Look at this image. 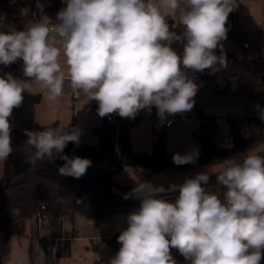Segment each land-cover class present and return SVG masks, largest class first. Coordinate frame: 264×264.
<instances>
[{
	"label": "clouds",
	"instance_id": "clouds-1",
	"mask_svg": "<svg viewBox=\"0 0 264 264\" xmlns=\"http://www.w3.org/2000/svg\"><path fill=\"white\" fill-rule=\"evenodd\" d=\"M54 27L43 20L22 30L0 19V65L23 61V76L0 74V163L13 152V112L23 106L33 86L59 105L65 82L83 105L95 101L103 118L116 114L135 119L153 107L161 123L194 107L198 85L187 75L217 73L227 67L222 40L227 39L229 14L236 0H63ZM37 8L43 5L37 0ZM178 19L182 31L171 29ZM47 18V17H46ZM48 19V18H47ZM49 20V19H48ZM179 44L182 53L173 47ZM63 59V63L61 60ZM264 121V108L256 105ZM67 125L25 129V149L32 164L64 161L61 176L79 179L92 161L64 153L80 144L81 130ZM231 148V144L226 145ZM199 149L174 153L176 166L195 164ZM212 166V165H211ZM174 185V202L158 198L162 190L132 169L134 187L124 199H137V211L118 229V252L109 264H176L171 249L188 264H260L264 259V155L245 153L219 161ZM225 190H207L210 175ZM17 214L19 210H14Z\"/></svg>",
	"mask_w": 264,
	"mask_h": 264
},
{
	"label": "trees",
	"instance_id": "trees-1",
	"mask_svg": "<svg viewBox=\"0 0 264 264\" xmlns=\"http://www.w3.org/2000/svg\"><path fill=\"white\" fill-rule=\"evenodd\" d=\"M43 10L37 8V0H0V19L7 25L22 30L31 21H39L48 10L57 12L65 7L63 0H39ZM57 22V20H56ZM172 30L180 32L175 17L168 19ZM222 42V41H221ZM220 42V43H221ZM173 47L182 53L179 44ZM227 56V67L217 73H190L199 78L211 93L215 95H235L249 98L256 105L264 108V55L258 52L238 53L225 48L217 50V54ZM10 72L16 78L23 79V61L4 67L0 65V74ZM40 100L39 94H25L23 106L13 112L12 130L13 152L6 162H3L4 174L0 183L5 182L7 175L16 167L29 160V151L25 149V129L40 130L45 127H57V124L42 125L35 118V105ZM98 107V105H90ZM200 126L194 133L201 145L199 159L195 164L176 166L172 161L174 153L166 150L169 133L163 128L155 135L151 152L135 151L132 146V130L143 120L142 110L135 119L121 118L116 115L117 122H111L105 117L104 122L95 131L99 135L97 146L83 144L76 146L69 143L64 153L69 156H79L92 161L85 178H88L95 189L107 197L123 196L115 188L126 192L135 185L121 186L114 181V175L125 167L147 168L153 172L171 170L188 171L208 165H217L219 161L234 157L242 159V154L253 153L264 143V121L258 114L248 115V135H243L238 122L230 118L231 148L218 139L219 123L214 116H208L198 109ZM184 154L185 152H175ZM264 155V149L254 153ZM63 163L57 159L54 162L38 161L30 163L15 174L9 184L0 191V231L6 236L24 233L26 220L40 211L42 214V235L44 238H58L62 235L63 220L74 221L78 215L92 218L97 224L102 223L110 215L134 212L139 209L138 203H114L100 200L90 189L84 178L61 176L58 168ZM94 169H96L94 171ZM207 190L217 192L222 196L225 190L216 184V178L203 185ZM179 194L164 193L161 198L174 202ZM18 209L17 214L14 210ZM119 231L104 239L102 245L94 247L96 259L94 264H109V260L119 250L117 242ZM176 264H188L178 250L171 249ZM0 264L2 262L0 261ZM260 264H264V259Z\"/></svg>",
	"mask_w": 264,
	"mask_h": 264
},
{
	"label": "crops",
	"instance_id": "crops-1",
	"mask_svg": "<svg viewBox=\"0 0 264 264\" xmlns=\"http://www.w3.org/2000/svg\"><path fill=\"white\" fill-rule=\"evenodd\" d=\"M236 4L237 6L228 17L226 27L229 31L227 39L221 42L223 48L238 53L258 52L264 55V0H236ZM175 19L179 25L178 19ZM40 20L50 27H54V23H56L55 11H46ZM242 39L248 40V48L242 46ZM61 62L63 63V59ZM189 77L198 85L197 94L193 98L194 107L189 112L167 118L168 120L170 117L186 116L188 120L168 127L167 120L161 123L158 119L155 107L152 108L150 114L147 110H142L143 120L133 128L131 134L132 146L135 151L151 152L156 133L163 128L170 130L173 127H177V130L173 137L169 135L166 144L168 152H187L189 150L186 147L190 145L191 149H199V146L201 149L200 143L194 136L200 126L198 109L203 110L208 116L216 117L219 123V141L230 139V118L238 122L243 135L249 134L246 117L258 114L255 101L242 96L215 95L205 87L199 78L193 75ZM23 79L26 78L23 76ZM65 85L68 90L64 91L59 105H55L45 98L47 95L45 89L39 85L33 86L32 93L40 95V100L35 105L36 120L42 125L57 124V126L67 125L71 121L70 127H78L81 130L79 145L97 146L99 135L95 129L101 126L105 117L101 118L97 114V108L90 106L96 105L95 101L83 105L82 99H77L73 95V90L67 81ZM220 132L226 135L224 139L220 137ZM186 143L190 145L186 146ZM170 146L175 148L170 149ZM135 168L137 167H125L119 170L114 175V181L121 186L134 185L135 177L132 174V169ZM201 168L203 167L188 171L163 172H153L150 169L142 168L145 171L141 178L151 180L156 187L162 188L159 193H167L173 190L174 185L184 182L181 175L194 177ZM177 172L178 175H170ZM3 174L2 162L0 180ZM116 189L115 191L120 195L122 192L123 196L131 191L130 189L123 192ZM130 213L110 215L100 224L84 215H78L74 221L65 219L63 220L62 235L49 239L41 235L39 222L35 216L30 217L26 220L25 230L21 235L8 237L0 231V261L2 264H94L96 254L93 249L98 246L94 240L96 238L106 239L118 229L126 227V217ZM52 239H57L58 251L56 253L48 249V243Z\"/></svg>",
	"mask_w": 264,
	"mask_h": 264
},
{
	"label": "water",
	"instance_id": "water-1",
	"mask_svg": "<svg viewBox=\"0 0 264 264\" xmlns=\"http://www.w3.org/2000/svg\"><path fill=\"white\" fill-rule=\"evenodd\" d=\"M57 160L61 161L62 163H64V161H62L61 159L59 158H56ZM31 162L30 160H27L26 162L22 163L21 165H19L18 167H16L12 172H10L7 177H6V180L5 182L3 183H0V191L9 184L11 178L17 174L18 172H20L23 168H25L27 165H29ZM85 180V182L87 183V185L90 187V189L93 191V193L102 201H107V202H114V203H138L140 202L139 200L137 199H133V198H129V199H124L123 197L124 196H119V197H107L105 195H103L102 193H100L99 191H97L94 187V185L92 184V182H90V180L88 178H85L84 176H82ZM216 178V175L215 174H211L210 175V179L209 180H212ZM169 193H172V194H179L177 191H170ZM164 193H158L157 196L158 198H161L162 195Z\"/></svg>",
	"mask_w": 264,
	"mask_h": 264
},
{
	"label": "built area",
	"instance_id": "built-area-1",
	"mask_svg": "<svg viewBox=\"0 0 264 264\" xmlns=\"http://www.w3.org/2000/svg\"><path fill=\"white\" fill-rule=\"evenodd\" d=\"M241 44L243 47L245 48H248L249 47V42L248 40L246 39H242L241 41ZM187 75L188 76H191L192 74L190 73V71H187ZM68 90V87L65 85V88H64V91ZM73 90V89H72ZM73 95L76 97L74 91H73ZM107 119L111 122H117V119H116V114H111L109 116H106ZM188 120L186 116H178V117H170L167 121H166V125L168 127L174 125L175 123H181L183 121H186ZM229 142V139H224L223 143H228ZM96 169H94L95 171ZM35 218L38 220L39 222V226H40V231H41V235H42V230H41V225H42V214L40 211H38L36 214H35ZM43 236V235H42ZM94 242L97 244V245H102L103 242H104V239L102 238H96L94 240ZM48 249L54 253H56L58 251V243H57V239H52L49 243H48Z\"/></svg>",
	"mask_w": 264,
	"mask_h": 264
},
{
	"label": "rangeland",
	"instance_id": "rangeland-1",
	"mask_svg": "<svg viewBox=\"0 0 264 264\" xmlns=\"http://www.w3.org/2000/svg\"><path fill=\"white\" fill-rule=\"evenodd\" d=\"M176 130H177V127H173L172 129H168V133H169V135H171L172 137H173V135L175 134V132H176ZM220 137H222V139H224L225 138V134H223L222 132H220ZM221 143H223V141H220ZM191 143V142H190ZM225 144V143H224ZM187 145H190V144H187L186 143V146ZM264 143L260 146V147H258L256 150H254V152L253 153H257V152H260L261 150H263L264 148ZM170 149H173V148H175L174 146H170L169 147ZM188 150H191V145L190 146H187L186 147ZM199 149H200V146H199ZM1 165H2V163H0V167H1ZM209 166H211V165H208V166H205V167H203V168H201V170H200V172H203V171H205ZM217 170V168H216V165H212L210 168H209V171H211V172H215ZM199 173V172H198ZM170 175H178V172L177 173H174V174H170ZM180 175V174H179ZM183 180H185L186 178H191L192 176L191 175H189L188 177H186V176H183V175H181L180 176ZM179 177V179H181ZM115 190H117L116 188H115ZM173 191V190H172ZM168 193V192H167ZM121 195H122V192H121Z\"/></svg>",
	"mask_w": 264,
	"mask_h": 264
}]
</instances>
